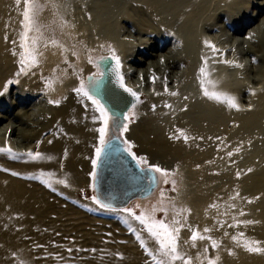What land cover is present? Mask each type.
<instances>
[{"label": "rangeland", "instance_id": "1", "mask_svg": "<svg viewBox=\"0 0 264 264\" xmlns=\"http://www.w3.org/2000/svg\"><path fill=\"white\" fill-rule=\"evenodd\" d=\"M144 1L117 0L116 4L114 0H35L40 5L36 13L40 31L29 32V45L31 38L36 37L38 54L50 44L53 47L61 46L65 61L70 62V68L67 65L68 70H64L65 74L78 75L77 79L75 75L67 84V88L76 87L86 67L95 68V62L100 63V50L113 49L118 44L138 46L142 40L150 38L132 29L121 18L117 20L118 15L115 16L116 13L143 18L139 6L148 3V0ZM25 7L24 0H20L19 4L16 0H0L2 83L11 71L26 76L27 82H37L49 76L37 67L28 70L27 74L20 72ZM110 11L114 16L109 21H95L99 12ZM221 24L219 22L218 26ZM65 32L68 33L65 45L62 46ZM209 34L214 37V33ZM226 34L219 43L224 47L222 55L228 62L235 57V64L232 69L227 68L226 74H234L229 77L245 80L247 83L244 86H250L248 94L240 92L239 95L240 106L243 109L248 107L245 120L238 122L235 119H222L217 132L204 137L195 136L191 143L188 142L191 139L180 142L183 149L173 145L158 146V153L151 157L157 160L158 167L167 170L168 183L158 173V187L146 198L147 205L144 206V202L139 199L132 201L124 208L131 210V213L128 212L130 217L124 221L108 214L110 210H104V206L97 200L93 184L81 188L77 186L68 198H55L49 202L42 201V198L22 201L0 197V264H19L20 260L25 264H155L153 256L156 260L167 262L168 257L162 255L155 239L133 215L138 216L142 212L152 214L153 207L167 210L156 211L155 219L164 220L170 226L174 220L180 222L174 225L181 228L179 246L186 256L193 258V264H200V260H204L203 250L206 247V256H219V264H264V253H249L243 247L245 242L259 241V246L264 248V129L261 133L256 129L264 127V89H259L258 81L254 79V72L260 65L252 64L247 55L231 51V32L227 31ZM53 41L57 43L53 44ZM70 44L80 45V48L74 51ZM78 53L86 56V60L78 61L82 67L74 73L73 66H77ZM89 57H92L94 63H89ZM96 74L92 73L82 80L87 84L89 78ZM135 79L137 75L132 76V80ZM40 83L43 85V81ZM15 90L16 84H11L9 95L12 96ZM252 91L256 92L254 96L251 95ZM41 97L35 96V100ZM252 97L257 101L253 107ZM128 124L133 129L135 119L132 117ZM111 129L113 131V127ZM112 131L108 132L106 138L122 134L121 131L112 134ZM88 134L92 137L95 133L89 131ZM131 140V151L147 162L149 154H140V143L133 138ZM99 146L98 140L91 148L96 151ZM193 196L199 202H192ZM205 228L210 231L205 233ZM194 231L210 236L218 242L219 248H212L209 240H197L196 247H191L190 237ZM233 236L238 239L234 241ZM141 240L144 247H141ZM93 249L94 252L91 251ZM13 253L16 254L15 258ZM198 254H201L200 260L196 259ZM175 264L182 262L176 261Z\"/></svg>", "mask_w": 264, "mask_h": 264}, {"label": "bare ground", "instance_id": "2", "mask_svg": "<svg viewBox=\"0 0 264 264\" xmlns=\"http://www.w3.org/2000/svg\"><path fill=\"white\" fill-rule=\"evenodd\" d=\"M147 2L139 6L143 18L116 13L115 16L150 38L142 40L138 46L118 44L113 49L120 57L124 83L140 97L125 114L135 119V126L131 129L128 120L124 119L119 130L124 141L130 143L133 138L140 143V154L150 156L141 165L152 168L158 166L157 160L151 157L158 153V146L173 145L183 149L180 142L185 136L191 143L195 136L217 132L222 119L245 120L248 107L240 106L239 95L240 92L248 94L250 86H244L245 80L229 77L234 74H226L227 68L232 69L235 64V57L228 63L222 55L224 47L219 43L230 31L231 51L247 55L252 64L260 65L254 72V79L258 81L259 89H264V0ZM114 3L117 4V0ZM113 16L112 11L99 12L95 21L106 22ZM219 22H222L220 26ZM67 33L63 35L62 46ZM209 33H214V37ZM205 41L214 45L217 51L206 47ZM70 47L77 51L80 45L70 44ZM99 55L100 58L111 57L112 53L105 49L100 50ZM64 57L61 46L51 44L38 54L37 68L49 75L40 80L43 85L40 81L27 82L26 76L12 71L4 77L5 82H0V148L12 149L11 153L0 152V197L22 201L42 198L49 202L55 198H68L77 186L93 184L94 187L91 173L96 168L92 164L96 151L91 146L99 140L97 129L102 122L91 101L73 91L80 82L76 87L67 88L76 74H65L70 62ZM85 60L86 56L78 53L77 66L71 64L75 67L74 73L82 67L78 61ZM202 67L205 74L200 72ZM92 73H97L96 67L88 66L81 75L79 73L80 79H86ZM134 75H137L136 81L132 80ZM48 79L53 80L51 89L45 87ZM11 84L17 86L12 96L8 93ZM204 89L234 97L238 108L230 107L223 98L218 101L205 96ZM173 92L177 95H171ZM255 93L252 91L251 95ZM38 95L42 97L35 100ZM49 100H59L60 104H50ZM251 102L253 107L257 101L252 97ZM166 104L171 107H165ZM153 105L156 106L154 110ZM110 115L113 114L110 112ZM176 119L178 121L174 122ZM115 123L110 121L109 132ZM122 125H127V132L123 131ZM256 129L261 133L264 127ZM89 131L95 134L91 137ZM245 138H248L247 132ZM29 152L41 153L43 158L33 160L28 156ZM147 199L139 198L144 206ZM191 201L199 202V199L193 196ZM106 209L110 210L108 214L122 221L130 217L124 208L104 206Z\"/></svg>", "mask_w": 264, "mask_h": 264}, {"label": "snow or ice", "instance_id": "3", "mask_svg": "<svg viewBox=\"0 0 264 264\" xmlns=\"http://www.w3.org/2000/svg\"><path fill=\"white\" fill-rule=\"evenodd\" d=\"M16 2L19 4L20 0H16ZM24 3L26 5L25 10L23 12V28L24 31L21 33V48H23V52L21 53V57L19 60V63L21 65L20 72L23 74H27V71L31 68H35L39 65V59H38V52L36 48V37L31 38V45H29V32L36 31L37 33L40 31L39 24L36 20V13L40 10V5L35 3V0H24ZM7 39V37H5ZM56 41H53V44H56ZM206 47H210L213 52H216L217 49L214 45H211L208 41H205ZM103 47V45H102ZM112 53L111 57H101L100 60H107L111 59L114 61L113 64H107L105 67L101 68V65L99 62H95V67L97 69V74L93 77H90L88 80V83L86 84L84 80H80L79 87L74 88L73 91L76 92L78 95H81L87 100L91 101V104L94 106V110L99 113V119L103 123V127H100L97 129L99 132V144L100 146L96 148V159L92 161L93 167H96L97 162L101 159L102 154L105 151V148L107 147L108 141L105 139V137L108 135V132L110 130V121H115L116 117L114 115H110L109 109L101 103L100 99L97 98V96L93 95L92 90L98 89L100 87L101 82L104 80L105 76H115L116 83L119 84L120 88L124 90V92L128 93L131 97H133L137 102L140 100V97L137 92L133 91L131 88H127L124 83V77L121 74V61L120 57L116 55L114 49H109ZM15 54V53H14ZM89 63H94L92 57H89ZM230 63V62H228ZM205 64H207V60L205 59ZM236 67H242V65H234ZM201 74H205V68L200 69ZM155 79V77L153 78ZM53 84L52 79H48L45 81V87L51 89V86ZM203 85V81H202ZM171 95H177V93H171ZM204 95L208 96L211 99L215 100H221L222 98L227 101L230 107L238 108V105L235 103V98L230 97L227 94L223 93H217V92H209L207 89H204ZM50 104L59 105V100H49ZM155 105H153V110L155 109ZM165 107H171V105H165ZM125 120H131L132 117L125 115ZM123 131L127 132L128 127L127 125H122ZM185 141H187L188 137L185 136ZM125 144L128 145V147L125 149V151L128 152L129 155L132 156L134 160L137 161V164H144L146 163V160L144 158H138L132 151V145L125 141ZM238 151V150H237ZM0 152H8L11 153L12 149L10 147L8 148H0ZM231 156L232 153H229ZM28 156L33 160H38L43 158L41 153H32L29 152ZM50 159V157H49ZM143 170V169H142ZM150 170H153L157 173H160L165 177V183H168L167 176L168 172L167 170L161 169L158 166H154ZM248 171H252V169H248ZM16 175V173H13ZM239 175V174H238ZM91 176L93 179L96 178V172H92ZM173 184L175 181L172 182ZM237 195H239L237 193ZM161 199L163 200V191L161 192ZM251 203L252 201H248ZM167 211L165 208H159L153 207L152 214H145L141 213L140 215L136 216L134 213V218L139 220V222L145 226L147 232L155 239L156 243L159 245V249L163 256L168 257V261L165 262L163 260H156L155 256H153V260L155 261V264H175L176 261L182 262V264H193V258L190 256H186L180 249L179 246V233L181 231L180 227H176L174 225L179 224L180 222L178 220L173 221V225L170 226L168 223H166L164 220H158L155 219L154 213L156 211ZM125 211L130 212V209H125ZM241 215H244L243 212H241ZM245 223H253V221H245ZM236 226V225H233ZM210 229L205 228L204 232H209ZM243 236V233L240 234ZM137 239L140 240V236L137 235ZM232 239L236 241L238 238L236 236H233ZM191 240V247H196V241L197 240H209L211 241V247L212 248H219V244L217 241L213 240L210 236H205L200 234L198 231H194L190 237ZM187 243V242H186ZM141 247H144V242L141 240ZM244 249L249 253H264V248L259 246V241H248L243 244ZM71 251V249H69ZM91 251H95L94 249ZM208 252V248H204L203 255L204 260H200L201 254H198L196 259L200 260V264H219L220 257L217 256L215 258L207 257L206 254ZM150 256L152 253H148ZM229 254L231 255L232 252L229 251ZM15 258V253L12 254ZM120 255V254H117ZM19 264H25L23 260L19 261Z\"/></svg>", "mask_w": 264, "mask_h": 264}, {"label": "water", "instance_id": "4", "mask_svg": "<svg viewBox=\"0 0 264 264\" xmlns=\"http://www.w3.org/2000/svg\"><path fill=\"white\" fill-rule=\"evenodd\" d=\"M114 63L111 59L100 61L101 68L107 64L114 66ZM92 92L116 117L112 134L114 131L120 132L124 115L136 100L120 88L114 75L105 76L100 87ZM107 141V147L95 168L94 189L97 200L109 208H125L136 199L151 196L158 187L157 173L150 170V167L137 164L125 151L127 147L122 136L115 135Z\"/></svg>", "mask_w": 264, "mask_h": 264}]
</instances>
